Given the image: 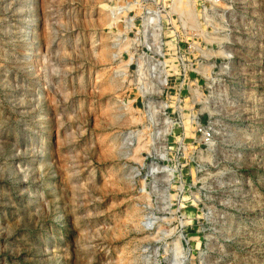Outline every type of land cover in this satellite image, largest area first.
I'll return each mask as SVG.
<instances>
[{
  "label": "rangeland",
  "instance_id": "374dc122",
  "mask_svg": "<svg viewBox=\"0 0 264 264\" xmlns=\"http://www.w3.org/2000/svg\"><path fill=\"white\" fill-rule=\"evenodd\" d=\"M180 1L0 0V264H264V0Z\"/></svg>",
  "mask_w": 264,
  "mask_h": 264
},
{
  "label": "built area",
  "instance_id": "2783aa9c",
  "mask_svg": "<svg viewBox=\"0 0 264 264\" xmlns=\"http://www.w3.org/2000/svg\"><path fill=\"white\" fill-rule=\"evenodd\" d=\"M167 82V78L165 83ZM213 128L211 125L206 124L203 125L202 123H200L199 121L195 122V130L196 132H199L203 143H207L211 140L212 136H213Z\"/></svg>",
  "mask_w": 264,
  "mask_h": 264
},
{
  "label": "bare ground",
  "instance_id": "6f19581e",
  "mask_svg": "<svg viewBox=\"0 0 264 264\" xmlns=\"http://www.w3.org/2000/svg\"><path fill=\"white\" fill-rule=\"evenodd\" d=\"M181 1H184V0H181ZM181 1H180V2H181ZM157 34H158V33H157ZM153 49H155V52H157V53H161V46H160V45H154V46H153ZM156 59H157V58H156ZM155 68H157V66H155ZM160 73H161V71H160ZM159 77H160L159 79H160L161 83L164 84V80L161 78V75H160ZM141 84H142V83H141ZM144 87H145V86H144ZM144 87L141 88V86H140V88L146 93L147 90H145ZM145 88H146V87H145ZM147 89H148V88H147ZM151 120H154V119H153V116H151Z\"/></svg>",
  "mask_w": 264,
  "mask_h": 264
}]
</instances>
